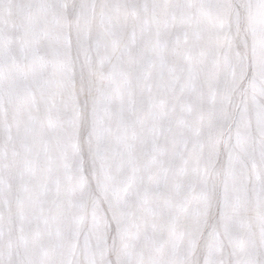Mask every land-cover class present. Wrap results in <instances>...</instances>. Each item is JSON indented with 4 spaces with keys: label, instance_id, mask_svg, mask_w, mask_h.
<instances>
[{
    "label": "snow or ice",
    "instance_id": "obj_1",
    "mask_svg": "<svg viewBox=\"0 0 264 264\" xmlns=\"http://www.w3.org/2000/svg\"><path fill=\"white\" fill-rule=\"evenodd\" d=\"M0 264H264V0H0Z\"/></svg>",
    "mask_w": 264,
    "mask_h": 264
}]
</instances>
